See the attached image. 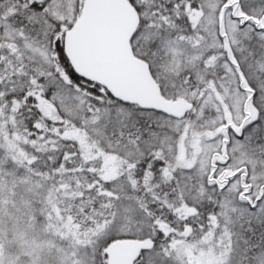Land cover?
<instances>
[{"label": "snow or ice", "instance_id": "snow-or-ice-1", "mask_svg": "<svg viewBox=\"0 0 264 264\" xmlns=\"http://www.w3.org/2000/svg\"><path fill=\"white\" fill-rule=\"evenodd\" d=\"M0 264H264V0H0Z\"/></svg>", "mask_w": 264, "mask_h": 264}]
</instances>
